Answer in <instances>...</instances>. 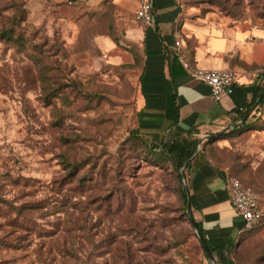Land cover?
<instances>
[{
	"label": "rangeland",
	"instance_id": "1",
	"mask_svg": "<svg viewBox=\"0 0 264 264\" xmlns=\"http://www.w3.org/2000/svg\"><path fill=\"white\" fill-rule=\"evenodd\" d=\"M178 1L193 18L264 28V0ZM131 18L114 0H0V264L47 259V233L76 204L85 264H219L188 217L189 170L184 185L135 134L143 56L127 35ZM233 130L199 141L196 154L264 209V105ZM26 208L31 235L20 225ZM230 257L264 264V219Z\"/></svg>",
	"mask_w": 264,
	"mask_h": 264
},
{
	"label": "crops",
	"instance_id": "2",
	"mask_svg": "<svg viewBox=\"0 0 264 264\" xmlns=\"http://www.w3.org/2000/svg\"><path fill=\"white\" fill-rule=\"evenodd\" d=\"M136 14L139 0H114ZM155 24L143 27L132 19L127 35L141 47L143 67L136 95L137 129L157 144L176 138L199 141L235 129L253 105L255 87H264V28L214 23L193 18L178 0H153ZM180 39L192 65L204 70H231L237 83L219 101L209 86L192 79L174 53ZM264 93V92H263ZM189 170L191 217L203 227L214 258L228 264L243 223L230 200L227 170L198 156Z\"/></svg>",
	"mask_w": 264,
	"mask_h": 264
},
{
	"label": "trees",
	"instance_id": "3",
	"mask_svg": "<svg viewBox=\"0 0 264 264\" xmlns=\"http://www.w3.org/2000/svg\"><path fill=\"white\" fill-rule=\"evenodd\" d=\"M70 2H78L80 0H69ZM264 87H255L253 93V105H256V108H260L264 105ZM239 129L235 130L238 131ZM234 131V130H233ZM135 134L141 136L139 129L136 128ZM199 140L191 137L188 138H176L172 141L157 144L152 143V147L154 150L156 148L161 149V153L169 159V162L173 165V167L177 170L181 168L190 170L193 166L196 165L197 160L193 163L192 160L197 152ZM185 177V174H184ZM247 187V186H246ZM182 190V189H181ZM182 198L184 203H186L188 198L186 193L182 191ZM185 209V208H184ZM34 211L33 208H26L24 212L25 220L21 222V229L23 232H28L29 235L34 231L33 226H28L30 221L27 219V215ZM84 209L79 205H74L69 207L66 211V221L64 223V227L61 230L56 229V231L49 232L50 237H52L53 241L49 242V249L51 252L47 259H40V264H85L84 256H83V230L84 225L83 217ZM192 223H194L198 229L199 235L204 238L203 227L201 224L195 222L192 218ZM206 243V241H205ZM207 244V243H206ZM208 246V245H207ZM237 245L232 246L228 255L227 262L228 264H236L230 257V254L234 251ZM209 247V246H208ZM212 255L220 248H210ZM57 253L59 258L51 255L52 253ZM206 254V253H205ZM54 257V258H53ZM51 261V263H49Z\"/></svg>",
	"mask_w": 264,
	"mask_h": 264
},
{
	"label": "built area",
	"instance_id": "4",
	"mask_svg": "<svg viewBox=\"0 0 264 264\" xmlns=\"http://www.w3.org/2000/svg\"><path fill=\"white\" fill-rule=\"evenodd\" d=\"M135 20L143 27H152L155 24L153 0H139ZM174 53L188 76L210 87L214 100L219 101L233 91L237 83V76L233 71L204 70L194 67L180 39L175 42ZM230 200L236 215L243 223L240 233L251 231L262 223L264 209L258 194L238 179H230Z\"/></svg>",
	"mask_w": 264,
	"mask_h": 264
},
{
	"label": "water",
	"instance_id": "5",
	"mask_svg": "<svg viewBox=\"0 0 264 264\" xmlns=\"http://www.w3.org/2000/svg\"><path fill=\"white\" fill-rule=\"evenodd\" d=\"M195 157H196V155L194 156V158H195ZM194 158H193V160H194ZM193 160H192V161H193ZM182 169H184V168H181L180 170H182ZM180 170H178V171H179V177H180L182 183L185 185V182H184V174H183L182 171H180ZM187 195H188V207H187L188 217H189V220H190L192 226H193V227L195 228V230L198 232V229H197L196 225H195L194 223H192V217H191V212H192V210H191V200H190V195H189V191H188V189H187ZM198 235H199V232H198ZM199 237H200V240H201V242H202V244H203V247H204L205 253H206V255H207L209 261H210L211 263H214L215 258H214V256L212 255V253H211L209 247H208L207 244L205 243L204 238H202L200 235H199Z\"/></svg>",
	"mask_w": 264,
	"mask_h": 264
}]
</instances>
